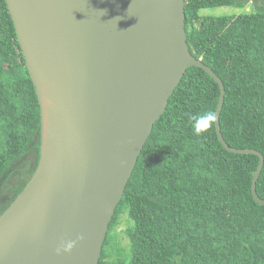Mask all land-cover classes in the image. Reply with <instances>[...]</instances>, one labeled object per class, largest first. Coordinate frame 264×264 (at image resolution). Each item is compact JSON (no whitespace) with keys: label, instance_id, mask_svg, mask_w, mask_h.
Wrapping results in <instances>:
<instances>
[{"label":"water","instance_id":"95a60500","mask_svg":"<svg viewBox=\"0 0 264 264\" xmlns=\"http://www.w3.org/2000/svg\"><path fill=\"white\" fill-rule=\"evenodd\" d=\"M41 121L40 158L21 193L0 215V264H98L137 159L186 70L218 85L215 132L224 100L220 79L191 56L184 0H5ZM83 239H78L79 237ZM75 241L70 252L57 248Z\"/></svg>","mask_w":264,"mask_h":264},{"label":"trees","instance_id":"16d2710c","mask_svg":"<svg viewBox=\"0 0 264 264\" xmlns=\"http://www.w3.org/2000/svg\"><path fill=\"white\" fill-rule=\"evenodd\" d=\"M184 2L189 53L224 86L223 140L264 158V0ZM217 7L238 14H202ZM218 99V85L206 72L186 70L137 159L98 264H264V205L251 195L258 157L230 153L219 143ZM38 107L6 2L0 0V215L37 168ZM255 191L264 200V162ZM123 218L126 245L116 233Z\"/></svg>","mask_w":264,"mask_h":264},{"label":"rangeland","instance_id":"374dc122","mask_svg":"<svg viewBox=\"0 0 264 264\" xmlns=\"http://www.w3.org/2000/svg\"><path fill=\"white\" fill-rule=\"evenodd\" d=\"M203 15L205 14H210L213 16H221V15H225V16H230V15H237L238 14V10L231 8V7H217V8H213V9H207L202 11ZM126 225L124 222V218L120 220L117 229H116V233L118 234L119 238H121V242L122 244L126 245V240L123 237L122 231L123 229H125Z\"/></svg>","mask_w":264,"mask_h":264},{"label":"clouds","instance_id":"9594fccd","mask_svg":"<svg viewBox=\"0 0 264 264\" xmlns=\"http://www.w3.org/2000/svg\"><path fill=\"white\" fill-rule=\"evenodd\" d=\"M207 118L212 119L213 117L211 115H208ZM193 131L196 134H200V130L198 128H196L195 126L193 127ZM78 239H83V237L81 236ZM74 246H75V241L64 242L61 244V246L59 248H57V253H59L60 251L70 252Z\"/></svg>","mask_w":264,"mask_h":264}]
</instances>
